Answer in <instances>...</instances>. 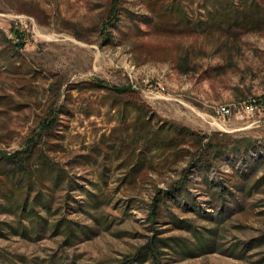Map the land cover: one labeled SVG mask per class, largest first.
<instances>
[{
  "label": "rangeland",
  "instance_id": "1",
  "mask_svg": "<svg viewBox=\"0 0 264 264\" xmlns=\"http://www.w3.org/2000/svg\"><path fill=\"white\" fill-rule=\"evenodd\" d=\"M154 1L119 0L111 26V0H0V29L24 38L14 65L0 64V154L37 140L56 113L60 145L49 150L54 140L43 136L37 151L83 187L97 183L103 201L81 210L79 190L55 188L50 209L35 206L46 220L36 234L2 200L0 264H264V27L227 34L195 24L209 2L180 0L184 11L176 13L170 0L162 8ZM96 80L134 91L92 87ZM138 104L155 122L220 138L227 152L203 166L147 155L152 166L132 172L129 184L133 159L124 165L125 157L101 151L94 161L92 147L107 151L102 139L127 137ZM178 181L151 222L157 189ZM66 220L88 236L77 228L79 238L66 242Z\"/></svg>",
  "mask_w": 264,
  "mask_h": 264
},
{
  "label": "trees",
  "instance_id": "2",
  "mask_svg": "<svg viewBox=\"0 0 264 264\" xmlns=\"http://www.w3.org/2000/svg\"><path fill=\"white\" fill-rule=\"evenodd\" d=\"M208 2L213 8L208 9L205 19L195 22L196 25L205 23L207 26H214L227 34L242 29H260L264 27V0H202L201 5L205 6ZM158 3L162 8V0L154 1V4ZM169 5L170 10L174 9L177 13L183 10L182 6L184 4L180 0H170ZM118 6L119 0H111L110 15L106 20L111 26H114L115 20L119 19ZM164 11L169 12L167 9ZM164 11L160 10L158 14L160 16L164 15ZM189 20L190 18L186 19L187 22ZM102 30L105 32L107 29L102 27ZM9 34L0 29V64H9L12 61L11 59L18 60L19 52L24 47V38L19 30L11 27ZM105 38L108 39V37ZM10 64L14 65V62ZM91 86L116 93L134 91L131 85L111 86L102 80L92 82ZM134 108L133 121L126 128L127 137L123 136L122 133H118L113 135L111 141L107 142L102 139L101 144L106 146L107 151L103 150L101 145L92 147V150L96 153L94 161H96L97 156H101V151L104 154L114 153L117 158L125 157L124 160L127 163H123L124 165H130V161L133 159L134 163L129 170L128 178H126L129 184L134 180V176L131 177L132 172L142 169L145 164L152 166L151 162L146 161L147 155L153 156L158 153L165 155V160H168L169 163L188 159L191 165L203 166L205 163L207 164L208 156L216 160L228 150V145L218 137L201 134L183 124L169 120L155 122L153 116L142 104L135 105ZM57 111L55 110V112ZM55 118L56 113H51L50 116L45 118L40 126L39 137L37 138V140H41L44 136L47 138L46 141L48 139L54 140L49 142L50 147L48 148L53 152H56L55 148L60 145L56 138L59 134H62L54 131ZM37 140H29L24 149L0 154V206L3 204L2 200L8 202L6 208L14 211L18 210L20 217L30 221L32 231L39 234L44 228L46 220L41 217L35 206H39L43 210L50 209V199L47 196L51 195L55 188L66 184L65 186H68L69 190H79L82 195L86 196L83 203L77 202L78 208L81 210H83L82 205L96 207L103 201L99 193L93 191L94 188H97V183H92L91 190L69 178L64 169L57 167L46 153L40 150L37 151ZM51 147L54 148L50 149ZM170 157H172V161H169ZM180 186V181H178L168 186L166 190L157 189L150 203L148 218L151 222L157 220L161 206L173 199ZM30 199L32 200L31 203ZM67 204V207L72 208L69 203ZM63 220L55 224V229L58 230ZM175 222L180 223L179 221ZM77 228L82 234L88 236L87 231H84L80 225L72 220L65 221L63 232L66 235V242H69L72 238H79ZM89 232L93 231L89 230ZM21 234L26 235L27 230L22 229ZM159 241L166 244L163 240ZM205 248L210 249L211 247L207 245ZM151 251L152 255L155 256L154 250Z\"/></svg>",
  "mask_w": 264,
  "mask_h": 264
},
{
  "label": "built area",
  "instance_id": "3",
  "mask_svg": "<svg viewBox=\"0 0 264 264\" xmlns=\"http://www.w3.org/2000/svg\"><path fill=\"white\" fill-rule=\"evenodd\" d=\"M229 109L225 108L224 110L219 111L220 113H228Z\"/></svg>",
  "mask_w": 264,
  "mask_h": 264
}]
</instances>
